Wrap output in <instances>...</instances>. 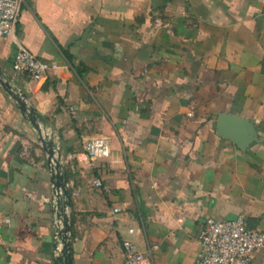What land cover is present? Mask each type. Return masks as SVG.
<instances>
[{
  "label": "crops",
  "instance_id": "obj_1",
  "mask_svg": "<svg viewBox=\"0 0 264 264\" xmlns=\"http://www.w3.org/2000/svg\"><path fill=\"white\" fill-rule=\"evenodd\" d=\"M16 37L58 64L18 75L17 43L0 36L4 74L60 139L75 264H124L123 239L140 264H196L209 218L264 231V0H26ZM221 113L251 120L259 140L242 150L217 134ZM96 137L109 157L85 150ZM47 161L0 83V264H54Z\"/></svg>",
  "mask_w": 264,
  "mask_h": 264
},
{
  "label": "built area",
  "instance_id": "obj_2",
  "mask_svg": "<svg viewBox=\"0 0 264 264\" xmlns=\"http://www.w3.org/2000/svg\"><path fill=\"white\" fill-rule=\"evenodd\" d=\"M25 2L0 0V36L12 38L17 43L12 63L15 73L32 80H41L51 70L57 69L58 64L40 58L17 40V24ZM84 148L93 159H104L110 155V144L103 137L87 140ZM94 185L101 186V180L96 179ZM120 210L119 207L114 208L115 212ZM2 222L0 227L9 224L10 218L6 217ZM198 244L196 264H248L254 252L264 248V231L248 227L242 214L228 220L209 218L201 227ZM122 247L124 264H140L145 258L132 240L123 239Z\"/></svg>",
  "mask_w": 264,
  "mask_h": 264
},
{
  "label": "water",
  "instance_id": "obj_3",
  "mask_svg": "<svg viewBox=\"0 0 264 264\" xmlns=\"http://www.w3.org/2000/svg\"><path fill=\"white\" fill-rule=\"evenodd\" d=\"M0 83L32 124L47 153L48 169L54 192V236L57 250L54 264H75L72 225L66 211L72 205V195L67 186L69 177L65 165L62 163L61 147L58 145L52 129H49L50 122L42 116L35 104L27 101V93L18 89L12 77L6 76L1 67ZM216 133L232 139L242 150L248 148L252 142L259 140L253 122L247 118L239 117L236 113H221L217 119Z\"/></svg>",
  "mask_w": 264,
  "mask_h": 264
},
{
  "label": "trees",
  "instance_id": "obj_4",
  "mask_svg": "<svg viewBox=\"0 0 264 264\" xmlns=\"http://www.w3.org/2000/svg\"><path fill=\"white\" fill-rule=\"evenodd\" d=\"M65 55L67 56V58L70 60L71 59V55L69 52H65Z\"/></svg>",
  "mask_w": 264,
  "mask_h": 264
},
{
  "label": "rangeland",
  "instance_id": "obj_5",
  "mask_svg": "<svg viewBox=\"0 0 264 264\" xmlns=\"http://www.w3.org/2000/svg\"><path fill=\"white\" fill-rule=\"evenodd\" d=\"M55 137H56V141H60V139L58 138V136L55 134Z\"/></svg>",
  "mask_w": 264,
  "mask_h": 264
}]
</instances>
